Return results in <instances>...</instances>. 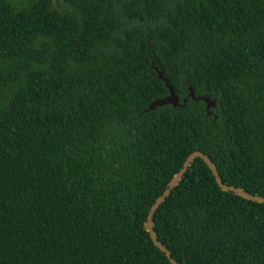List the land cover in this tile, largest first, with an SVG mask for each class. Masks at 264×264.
<instances>
[{
  "label": "trees",
  "instance_id": "obj_1",
  "mask_svg": "<svg viewBox=\"0 0 264 264\" xmlns=\"http://www.w3.org/2000/svg\"><path fill=\"white\" fill-rule=\"evenodd\" d=\"M155 68L182 107L142 113ZM196 151L264 198V0H0V264H170L144 224ZM152 221L178 264H264V204L201 159Z\"/></svg>",
  "mask_w": 264,
  "mask_h": 264
},
{
  "label": "water",
  "instance_id": "obj_2",
  "mask_svg": "<svg viewBox=\"0 0 264 264\" xmlns=\"http://www.w3.org/2000/svg\"><path fill=\"white\" fill-rule=\"evenodd\" d=\"M155 71L157 72L159 80H161L165 83V86L168 90V95L162 99H157V100L152 101L150 104H148L147 108L142 113H147L149 111H155L157 108L167 106V105H171L173 108L182 107V105H180V103H179L178 96L174 92L173 87L169 85V82L163 77V75L161 74V72L157 68H155ZM188 91H189L188 97L194 102H203L206 105L207 115H210V109L215 108L216 100L211 99L209 96H195V93L191 88H189ZM185 103H186V98L183 99V101H182L183 105ZM216 118L217 117L215 116L214 120ZM195 159H201L205 163V165L208 167V169L212 173L213 177L215 178V181L218 184L219 188L223 192L233 193L236 196H238L244 200L250 201V202H256L259 204H264V198L263 197L250 195L248 193H245L240 188H234L233 186H228V185L224 184L222 182L220 176H219V173H218L215 165L212 163V161L210 160V158L208 156H206L205 154H203L201 152H197V151L191 153L186 158V160L184 161L181 169L171 178V180L169 181L166 189L163 191L161 196H159L156 199V201L152 204V206L150 207L149 212L147 214L146 222L144 224V229L149 234L152 243L165 255V257L168 259L170 264H178V263L172 259L170 253L167 251L165 246H163L158 241L157 235L153 229L152 217L155 214V212L157 211V209L159 208V206L170 195L172 190L175 189L179 185L182 177L184 176L187 169L190 167V165L194 162Z\"/></svg>",
  "mask_w": 264,
  "mask_h": 264
},
{
  "label": "rangeland",
  "instance_id": "obj_3",
  "mask_svg": "<svg viewBox=\"0 0 264 264\" xmlns=\"http://www.w3.org/2000/svg\"><path fill=\"white\" fill-rule=\"evenodd\" d=\"M55 8L61 9L67 6L68 0H52Z\"/></svg>",
  "mask_w": 264,
  "mask_h": 264
}]
</instances>
